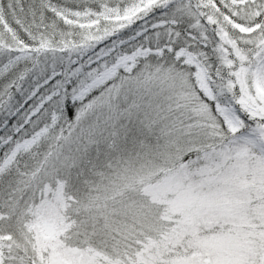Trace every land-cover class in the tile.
Segmentation results:
<instances>
[{
    "label": "snow or ice",
    "instance_id": "snow-or-ice-1",
    "mask_svg": "<svg viewBox=\"0 0 264 264\" xmlns=\"http://www.w3.org/2000/svg\"><path fill=\"white\" fill-rule=\"evenodd\" d=\"M0 264H264V0H0Z\"/></svg>",
    "mask_w": 264,
    "mask_h": 264
}]
</instances>
